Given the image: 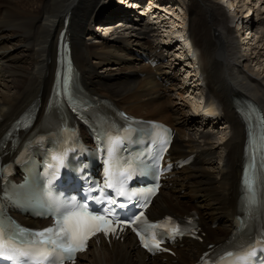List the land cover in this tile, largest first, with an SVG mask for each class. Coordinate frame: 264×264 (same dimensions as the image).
Returning <instances> with one entry per match:
<instances>
[{"label": "bare ground", "instance_id": "1", "mask_svg": "<svg viewBox=\"0 0 264 264\" xmlns=\"http://www.w3.org/2000/svg\"><path fill=\"white\" fill-rule=\"evenodd\" d=\"M163 1L152 0L157 13L142 23L133 19L122 27L102 20L115 28L112 37L100 35L102 41L93 43L89 41L93 21H100L104 11H115L111 0H0L2 154L11 156L12 142L6 133L14 123L24 124L33 113L38 124L47 114L61 57L58 37L68 18L75 64L87 92L99 99L108 97L132 115L172 124L177 130L172 146L175 159L196 154L193 165L180 171L170 180L172 187L155 198L151 213L156 218L166 213L197 214L203 240L184 239V246L175 249L176 256L166 255L164 263L126 235L123 241L92 243L77 264H193L203 252L229 239L237 226L241 175L253 159L250 145L260 130L258 112H264V2ZM143 7V14L154 8L149 2ZM174 23L185 26L193 56L183 50L176 54L179 47L172 54L174 66L145 64L140 53L164 57V51H171L169 44H179L177 35L168 33ZM178 66L191 77V91L171 73ZM200 91L203 96H198ZM201 97L205 104L199 105Z\"/></svg>", "mask_w": 264, "mask_h": 264}, {"label": "snow or ice", "instance_id": "2", "mask_svg": "<svg viewBox=\"0 0 264 264\" xmlns=\"http://www.w3.org/2000/svg\"><path fill=\"white\" fill-rule=\"evenodd\" d=\"M119 143V138L112 142L113 146L108 148L109 157L113 156L114 146ZM59 164H63V154H57L53 157ZM107 164V161L105 162ZM58 171V169H57ZM105 173L108 179L105 187L112 189L115 196L124 197L131 200L137 197L135 190L127 189L128 181L135 174V169H126L121 171L117 166V171L113 172L111 167H105ZM57 177L53 175L49 180V184ZM244 186L249 194V203L256 202L255 177L249 176L245 171L243 180ZM159 185L157 184L156 189ZM156 189H150L149 192L155 194ZM102 191V190H101ZM111 205H117V201L113 198L108 199ZM47 214L57 217L55 226L33 231L31 229L16 228L15 230L6 231L0 225V258L9 261H23V264H63L66 259H74V254L86 250L87 241L97 235L103 233L108 235L114 233L117 229L113 226L112 221L104 215H97L88 211L87 206L75 202V198L70 201L58 199L49 192L47 200ZM119 208L127 207V204H118ZM107 211V210H105ZM171 221V218H167ZM139 222V223H138ZM126 225H135L137 235L140 237L143 246L149 251L160 248V241L156 239L152 230L154 228H164V224H152L147 221L141 212L139 215L124 221ZM174 234L182 235L179 226L171 228ZM145 233L148 234L146 237ZM257 243L264 244V241ZM250 248V250H249ZM256 247L241 246L238 252L229 251L225 255L230 258L229 264H252V258L256 254ZM221 260L224 258L221 257Z\"/></svg>", "mask_w": 264, "mask_h": 264}, {"label": "rangeland", "instance_id": "3", "mask_svg": "<svg viewBox=\"0 0 264 264\" xmlns=\"http://www.w3.org/2000/svg\"><path fill=\"white\" fill-rule=\"evenodd\" d=\"M177 1V0H176ZM176 1H175V5L177 6V13L179 14V15H181L180 14V11H178V10H181V8L177 5V3H176ZM186 2H188V0H185ZM174 5V8L176 7ZM247 14V13H246ZM246 14H244V16L246 15ZM260 15H261V13L259 12V15L257 16V17H260ZM169 17V16H168ZM255 18H256V16H255ZM180 20V19H179ZM182 20H180V22H181ZM94 25V24H93ZM167 25H169V23L167 22ZM93 27H95V25L94 26H92V28ZM169 26H167V28H168ZM170 28V29H169ZM168 28V33L170 32L172 35H177V36H175L174 38L177 40H179V44L177 45V47H175V49L173 50V51H175V50H177L179 47L181 48V50L179 51V50H177V51H179L180 53L182 52V50L183 51H186V54H187V52H188V54L190 55V53H191V41L190 40H188L187 39V37H186V32H187V30H186V28H185V26H183V25H179V24H175L174 23V25L172 26V28L171 27H169ZM185 35V36H184ZM245 37V36H244ZM178 40H177V43H178ZM180 55V54H179ZM189 57V56H188ZM256 62V61H255ZM255 62H253V65L255 64ZM192 63H193V65H194V68L195 69H197L198 70V68H197V66H198V64H196L195 62H194V60H192ZM196 64V65H195ZM196 72V71H195ZM193 81V80H192ZM202 91V90H201ZM201 91L199 92V94H198V96H200L201 94H202V96L204 95L203 93H201ZM187 95V94H186ZM203 99V97H201V100ZM199 101V105H201L202 104V101ZM204 100V99H203ZM220 127V126H219ZM221 128V127H220ZM219 128V129H220ZM220 137V136H219ZM186 193V191H182V194H185ZM186 199H188V198H186Z\"/></svg>", "mask_w": 264, "mask_h": 264}]
</instances>
